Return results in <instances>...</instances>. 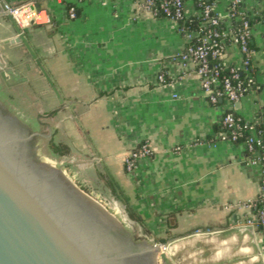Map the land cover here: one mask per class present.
Here are the masks:
<instances>
[{
	"label": "crops",
	"instance_id": "0c3cea01",
	"mask_svg": "<svg viewBox=\"0 0 264 264\" xmlns=\"http://www.w3.org/2000/svg\"><path fill=\"white\" fill-rule=\"evenodd\" d=\"M34 1L50 21L24 34L60 97L24 44L10 41L17 31L3 11L0 74L12 88L35 89L39 123L68 147L55 153L68 176L122 201L130 219L171 244L172 264H264V235L247 224L261 192L258 151L224 137L229 105L209 102L196 66L174 58L187 44L176 24L142 0ZM219 1L224 13L227 0ZM245 7L261 13L264 0ZM254 26L261 89L241 99L237 113L245 119L264 106V24ZM227 51L229 62L240 60L235 45ZM142 142L152 154L130 173L124 157Z\"/></svg>",
	"mask_w": 264,
	"mask_h": 264
},
{
	"label": "water",
	"instance_id": "95a60500",
	"mask_svg": "<svg viewBox=\"0 0 264 264\" xmlns=\"http://www.w3.org/2000/svg\"><path fill=\"white\" fill-rule=\"evenodd\" d=\"M0 11L6 12L4 0ZM8 16L17 31L10 41L24 44L60 97ZM39 134L0 106V264H159L160 245L135 241L62 167L40 158L34 144ZM160 255L163 264H172L165 252Z\"/></svg>",
	"mask_w": 264,
	"mask_h": 264
},
{
	"label": "built area",
	"instance_id": "2783aa9c",
	"mask_svg": "<svg viewBox=\"0 0 264 264\" xmlns=\"http://www.w3.org/2000/svg\"><path fill=\"white\" fill-rule=\"evenodd\" d=\"M142 1L147 9L172 20L185 36L187 44L174 58L180 60L184 66L188 62L196 66L201 90L209 102L215 105L221 101L228 103L229 107L221 120L224 137L234 142L242 138L240 142H243L250 152L258 151L261 192L253 203L256 214L247 220V224L256 225L264 235V106L257 109L252 119H245L239 113L238 115L235 113L238 110L237 102L248 93L261 89L255 74L251 41L255 32L254 25L257 22L264 24V18H258L259 12L252 13L245 7V0H227L224 13L218 9L219 0ZM5 13L15 20L22 32L50 21L48 13L34 0L16 5L6 4ZM68 14L70 18H75L76 7L71 6ZM193 16L201 18L203 23L196 28L181 25V21ZM231 44L235 45L240 53L238 62L227 60V50ZM158 79L160 82H167L164 71L159 73ZM151 154L149 143L142 142L125 155V169L130 173L134 172L139 162Z\"/></svg>",
	"mask_w": 264,
	"mask_h": 264
},
{
	"label": "rangeland",
	"instance_id": "374dc122",
	"mask_svg": "<svg viewBox=\"0 0 264 264\" xmlns=\"http://www.w3.org/2000/svg\"><path fill=\"white\" fill-rule=\"evenodd\" d=\"M31 82L33 81H30V83ZM0 106L4 109V111L16 116L22 125L33 131L41 133L34 139V144L37 146V153L39 154L40 158L54 164L57 167L63 168V166L60 165L59 160L55 158V151L51 146V127L47 126L46 123H39L37 117V115H39V107L37 104L34 88L24 90L12 88L11 82L0 74ZM70 178L75 182L72 177ZM82 179L83 178L81 177L80 180L82 181ZM75 183L96 200H98L101 204H103L107 210L119 221L123 230L128 233L135 241H148L151 244L160 245L161 251L158 254L159 264H163V259L160 255L162 252L166 253L167 260L170 262L172 260L174 261L175 255H172L171 253V244L168 241L158 240V238L152 234H148V226L142 225L140 222L130 219L122 201L112 200L106 192L105 194H100L99 192H89L82 185L78 184L77 182ZM105 198L109 200H106Z\"/></svg>",
	"mask_w": 264,
	"mask_h": 264
},
{
	"label": "trees",
	"instance_id": "16d2710c",
	"mask_svg": "<svg viewBox=\"0 0 264 264\" xmlns=\"http://www.w3.org/2000/svg\"><path fill=\"white\" fill-rule=\"evenodd\" d=\"M71 6H74V5L71 2H68L67 3L68 9ZM261 17L264 18V11H262L260 13L259 18H261ZM180 23H181V25L186 24V25H190L192 28H196L199 24L203 23V20L201 18H197L196 16H193L191 18H188L187 20L181 21ZM235 113L238 115L237 111H235ZM241 140H242V138L240 140H238L237 142H240ZM51 146H52L53 150L55 151V153L62 155V154H66L68 152V147L66 144H56L53 141H51Z\"/></svg>",
	"mask_w": 264,
	"mask_h": 264
}]
</instances>
